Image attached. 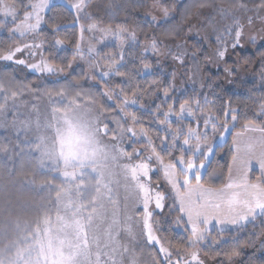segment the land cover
I'll list each match as a JSON object with an SVG mask.
<instances>
[{"label":"snow or ice","instance_id":"obj_1","mask_svg":"<svg viewBox=\"0 0 264 264\" xmlns=\"http://www.w3.org/2000/svg\"><path fill=\"white\" fill-rule=\"evenodd\" d=\"M69 3L71 4L72 0H69ZM49 6L50 0H27L22 7H18L10 0H0V14L4 17L0 19V28L5 26V20L11 18L15 26L8 31L12 36L38 35L42 23L45 22L43 13ZM88 6L86 0H77L72 4L77 10V19ZM152 7L159 9L164 18L169 17L170 10L163 4V0H154ZM193 9L197 11L194 13ZM204 9H210L222 19H231V23L226 24L223 31L213 28L216 32L215 40L219 45L215 56L220 61L227 56L229 47L232 50L242 47L240 42L246 27L253 28L259 23L261 25L259 31L264 32V0H260L254 7H249L246 0H234L229 6L221 2L193 0V3L184 9V19L188 20L193 15L199 17ZM21 11L23 18L17 23ZM151 20L159 23L154 15L151 16ZM96 28L97 26L93 24L88 30ZM51 31L55 33L59 31V27L54 25ZM83 31L84 28L81 26V36ZM100 31L104 35L111 34L120 38L121 48L126 41L139 43L136 32L126 26H117L116 29L101 28ZM177 35L178 32L175 30H169L165 38L174 39ZM225 37H229L230 40ZM256 39L255 35L249 37L253 43ZM260 39L264 40V36ZM162 43L159 36L153 35L144 48L145 54L150 48L152 53L159 55ZM54 44L63 45L64 41L57 38ZM76 47L79 52L80 44ZM175 47L177 51L173 53L169 50V54L178 64H185L188 53L180 50L184 46L178 44ZM43 48V42L14 45L7 51L0 52V60L14 61L41 74L57 76L63 74L65 71L63 66L51 63L43 57ZM24 52L31 57L39 55V61L28 63L25 59H16L17 54L22 55ZM88 52L91 55H100V50L95 45L90 44ZM196 55V52L192 53L193 60ZM79 59L83 61L84 56L81 54ZM101 59L107 60L108 63L102 65L99 60L89 63L85 79L95 82L101 89L98 93L99 97L111 101L114 110L98 101L97 93L91 90L73 91L82 87L81 82L68 80L67 76L64 77L66 83L58 89L35 92L37 97H47L53 104L58 103L62 107L54 106L51 109V120L45 125V130L52 133L50 144L48 138L43 136H36L31 140L25 139L23 143L35 145L29 148V152L36 158L38 171L52 167L64 183L54 185L48 181L44 185L56 189L55 220L53 221L51 215L45 214L33 230L20 236L15 242L12 246L15 249L14 255L7 262L0 254V264H125L126 255L132 250L126 245H117L113 237L114 232L117 236L126 232L130 242H135L137 236H140L149 245H159L158 251L161 255L158 260L153 258V264H205V259L201 257V248L209 249L203 253V256L211 261L219 260V264H232V261L241 255L244 247L255 248V243L241 242L239 236H233L229 241L212 238L210 232L213 222L220 226L219 231L222 233L228 230L229 225L242 228L248 223L255 224L257 217L264 218V126L257 127L254 120H245L244 133H259V137H250L246 143L233 140L231 149L233 155L228 164L226 182L218 186L204 183L202 172L206 171L210 164L216 145L201 141L207 137L209 130L215 133L218 128L223 129V132H220V139L223 141L225 133L230 131L228 120L233 122L234 127L239 119L238 109L232 108L230 103L225 106L222 112L223 121L220 115L214 113L210 107H206L209 103L207 99L205 105H202L199 99L191 103L185 100L179 105V111H173L172 106H169L167 111L158 110L153 114V120L165 135L157 137L159 139L157 144L136 112L129 111L137 107L143 111L150 110L142 104L138 105L136 99L130 98L124 87H108V81L112 77L122 81L127 80L126 73L120 70L124 67L122 53L119 60L113 54ZM75 60L74 56L68 62L69 68ZM209 62H211L210 58ZM248 63V60L244 61L245 65ZM259 65L260 76L264 79V52L259 54ZM150 67L147 63L143 64L144 70ZM237 70L231 67L224 69L228 74ZM172 75L174 77L175 73ZM3 79V74H0V96L4 101L0 103V112H6L10 98L14 101L22 94L20 90L10 91L11 80L9 79V87H6ZM136 95L137 92L133 89L132 96ZM164 96L166 99L170 98L167 89ZM33 106L35 107V104ZM82 106H88V111H81ZM253 115L264 117V102L260 104L259 112ZM161 116L163 119L159 118ZM173 117L177 122L175 129L172 127ZM186 119L192 123L185 127L179 122ZM36 125L40 126L39 120L36 121ZM136 125H140L138 130ZM30 128L31 124L23 121L19 131L26 133ZM244 133H236V136H242ZM126 138L127 147L140 140L146 143L144 147L132 148L128 151L124 146ZM257 146L260 148L259 156L255 155ZM20 152L22 154L21 149ZM177 152L179 155H176ZM164 154L167 155V160ZM243 157L247 158L242 159ZM241 160L243 169L237 175L234 172V165ZM253 162L258 165L260 172L255 182L250 175ZM113 166L123 172L125 189L131 193L134 215H128L124 221H119L114 211L111 223L102 236L100 223H108V212L102 201L107 199L113 205L117 203L112 200V189L108 182ZM154 172L162 173L163 182L168 186L167 192L160 190L158 182L153 183ZM65 184L69 187L65 188ZM89 188L95 193L91 197L86 195ZM169 197H171V203L167 205L169 211L179 213L176 224H182L185 233L188 234L186 247H178L174 252L165 247L160 237L156 235L155 225L158 221L154 220L157 211L163 213L165 202ZM134 220L140 226L139 233H135L131 227ZM253 238L259 241L257 250L264 251V228L259 232H252L250 241ZM229 243L232 244L230 251L218 250ZM129 264H136L134 256ZM261 264H264V261Z\"/></svg>","mask_w":264,"mask_h":264},{"label":"trees","instance_id":"obj_2","mask_svg":"<svg viewBox=\"0 0 264 264\" xmlns=\"http://www.w3.org/2000/svg\"><path fill=\"white\" fill-rule=\"evenodd\" d=\"M19 1V0H18ZM103 0H87L88 5L98 3ZM170 3V4H169ZM19 4V2H18ZM175 5L173 0L167 2V7L172 8ZM23 11L20 12L17 23L22 19ZM44 23L41 25L39 34L37 35L41 42L44 43L42 50L43 57L48 59L51 63L61 65L65 71L61 78L55 75H36L25 71L22 68H18L14 65H0V74H3V83L6 87H9V79L11 80V90H20L21 95L17 96L13 101L11 98L7 103L6 112H0V254L4 259H9L14 255V247H12L19 237L26 234L28 231L33 230L37 223L43 218L45 214L54 215L56 211V205L54 203L55 188H49L44 186L46 182L50 181L54 185L62 184V180L54 174L51 170L43 169L37 170L36 158L33 157L30 152V147H35L34 144H25V139L31 140L34 136V128L37 127L34 123L30 130L26 133L20 132L21 110L28 111L29 113L35 111H46L55 107H62V105L56 103L53 104L47 97H37L35 92H43L45 89L56 90L61 85L66 83L64 79L67 76L68 80H79L82 87L80 89H73V91H88L91 90L97 93V100L103 102L106 107L114 110L112 103L99 97L98 93L101 90L95 82L90 79H85V72L88 68L87 59L83 65H74V69L69 71L68 62L75 56L77 62V44H79V30L77 25V18L74 13L62 4H52L43 13ZM132 25L138 30L140 26H143V30L140 33H136L139 38V43L143 41L144 33H147V38L153 36L149 33L154 29V35L156 31L161 30L159 37L162 40L166 39L167 28L166 23L158 26H152L142 17L135 13H131ZM121 24V23H120ZM177 24V25H176ZM182 19H178L174 24L177 28L179 35V28L182 27ZM58 26L59 31L53 33L51 31L52 26ZM137 25V26H136ZM15 25L12 20H6L5 26L0 28V52L7 51L10 46L19 41V38L12 36L8 29L13 28ZM117 26H120L117 24ZM156 36V35H155ZM61 39L64 41L63 45H55V39ZM197 53V59L201 68L204 67L206 61V50L203 48L201 41L197 39H191L190 42ZM135 49L131 45H126L120 52H117L115 58L120 59V54L123 55V64L120 70L126 73L127 80L122 81L119 78L112 77L108 81V87L114 88L117 86L124 87L128 92L129 97L136 99L138 105L142 104L146 109L150 111H143L139 107L135 109H129V111H135L140 117L143 126L148 129L149 135L152 137L155 143L159 144L158 136H164L165 133L161 128L157 126L153 120V114L159 111H167L169 106H172L173 111H179V105L185 100L191 103L195 99H199L202 105H205V99L209 102L206 107H210L214 113L220 115L223 121L222 115L225 106L229 105L232 108L238 109L237 115L238 121L233 122L229 119L228 124L230 131L226 136V139L221 144H215V153L211 157V162L208 165L206 171L202 172L204 183L211 184L212 186H218L221 183L226 182L228 176V164L231 161L233 155L232 152V134L235 131L244 129L243 125L245 120H254L257 127L264 126V117H255L253 114L259 112L260 104L264 102V79L260 76L259 54L264 52V44L256 47L251 52L238 53L239 64L244 65L245 74L241 77H234L231 81V85L225 86L221 78L218 75L211 74L207 69H203V76L205 77V86L200 93H197L187 86L182 81L175 84V78L173 73L165 70L164 68L156 67V60L153 57L152 52H137L140 46L136 44ZM91 59V58H90ZM248 60L247 65L244 61ZM149 64L151 67L147 70L143 69V64ZM31 89V91H29ZM135 89L137 95L132 96V90ZM168 90L169 97L165 98L164 92ZM3 97L0 96V103H3ZM35 104V107L33 106ZM159 106V107H157ZM34 107V108H32ZM199 116V113H197ZM163 119V117H159ZM176 121L173 117L172 127L176 128ZM185 127L192 123L190 120H183L179 122ZM112 125H110L111 127ZM140 125H136L137 130ZM39 128V127H37ZM201 131H203V125H201ZM222 128H218L215 133L209 130L207 137L202 139V143H214L216 137L222 132ZM19 133V135H18ZM127 138L125 141V147H127ZM146 141L140 140L138 143L133 142L131 147H127L128 151L132 148L144 147ZM195 143V141H193ZM18 146V147H17ZM5 149H7L5 151ZM22 150V154L20 152ZM147 153H145L146 155ZM163 154V153H162ZM165 159L167 160V155ZM176 155H179L177 152ZM199 162V161H197ZM158 172L152 174L153 183L158 182ZM162 191H168L160 187ZM166 207L163 213L157 211L154 215V220L158 221L156 227V235L161 239L163 245L171 250L178 247H186L187 233H185L183 225L176 224V217L179 215L176 211H169L167 207L171 203V197L165 202ZM264 218L257 217L255 224L248 223L242 228H238L234 231L219 232L212 230L210 235L212 238H223L231 241L233 236H239L241 242L255 243L256 247H244L239 257L233 261L236 264H261L264 261V251H258L259 241H250V235L252 232H259L264 228L262 224ZM207 243V241H206ZM23 246V245H22ZM150 248L149 253L153 258L159 259V251L155 248ZM232 244H226L222 249H218L221 252L230 251ZM190 251L192 249H189ZM208 248H201V254L207 252ZM219 264V260L215 262Z\"/></svg>","mask_w":264,"mask_h":264},{"label":"rangeland","instance_id":"obj_3","mask_svg":"<svg viewBox=\"0 0 264 264\" xmlns=\"http://www.w3.org/2000/svg\"><path fill=\"white\" fill-rule=\"evenodd\" d=\"M169 0H163V4L167 6V2ZM10 2H14L17 4L18 7H22L23 4L27 2V0H10ZM19 2V4H18ZM77 0H72V3H69V0H50V5L52 4H62L69 8L73 13L74 16L77 18V10L72 7V4H75ZM87 2V0H86ZM175 5L172 6V8H169L170 15L167 18L163 17L162 12L159 9L153 8L152 5L154 3V0H103L98 3L90 4L83 13L80 14L79 19H77V25L79 30V44H80V51L77 53L80 56L81 54L84 56V60H80L79 56L77 59V62H73L72 67L69 68V71L74 69V65L78 64L79 66L83 65L84 62L87 60L89 63H95L97 60L100 61V64H106L108 63L107 60L101 59L102 57H105L109 54H117V52H120L126 45H131L133 49H135V45L137 43L126 41L121 48V40L120 38L114 36V35H104L100 29L101 28H112L116 29L117 24L120 26H126L132 30H134L137 34L143 30V26L140 24V29L132 25V16L131 13H135L138 16L142 17L143 20H146L149 22V24H152V26H158L160 24H165L167 30H175L177 31V28H175L174 24L178 19H182V27L179 28V35L175 36L174 39L167 38L163 39L161 37V40L163 41L161 47H160V54H153V57L156 60V67L157 68H164L167 71H170L172 73H175V84L179 85L178 82L182 81L187 86H189L192 90L196 91L197 93H200L204 86H205V77L203 76V69H207L209 73L218 75L221 78L222 83L225 86L231 85V81L234 77L243 76L245 72L244 65H240L238 61V53L240 52H251L256 47H259L260 45L264 44V40L260 39L261 36H264V32L259 31L261 28V25L257 23L253 28H245L244 37L241 40L242 47H237L235 50H232L229 47L228 54L225 57L223 61H220L215 56V51L219 47L215 40L216 32L213 31V28L218 29L219 31H223V28L226 24L231 23V19H222L219 15H215L210 9H204L199 17H196L193 15L188 20L184 19V9L193 3V0H173ZM196 2H199V0H196ZM209 3H217L221 2L225 6H229L232 3H234V0H208ZM248 2L249 7H254L256 4L260 2V0H246ZM170 4V3H169ZM197 10L193 9V12L195 13ZM156 16L159 20V23L153 22L151 20V16ZM248 15H253V13H248ZM23 18V15H22ZM0 19H4L2 14H0ZM7 20H11V18H8ZM210 22H206L209 21ZM6 21V20H5ZM121 23V24H120ZM96 25L97 28L94 30L89 31L90 25ZM177 25V24H176ZM81 26H83L84 31L81 36ZM137 26V25H136ZM140 31V32H139ZM167 31V32H168ZM156 36H159L161 34V30L156 31ZM149 33H152L154 35V29L150 30ZM255 35L257 37L256 42L253 43L249 40L250 36ZM147 33H144L143 41L138 43L140 46V49L137 52H144V48L146 45L149 44L150 38H147ZM19 41H16L13 43L10 47H13L14 45H23L26 43H41L40 39L37 35L35 36H28V37H19ZM139 39V38H138ZM191 39H197L201 41L203 48L206 50V61L203 68L200 67L197 56L195 60L192 59V53L196 52L194 47L192 46L190 42ZM225 39H229V37H225ZM95 45L100 50V55H91L88 52L89 45ZM183 45L184 47L180 50L185 51L188 53V56L186 57V62L183 65L178 64L176 61L173 60L172 55L169 54V50H171L173 53L177 51L175 45ZM43 50V49H42ZM151 52V49L149 48V51ZM91 58V59H90ZM209 58L210 61L209 62ZM16 59H25L28 63H36L39 61L40 56L37 55L35 57H31L28 55L27 52H24L22 55L17 54ZM0 65H14L18 68H22L25 71L36 74V75H45L48 76L49 74H41L36 72L33 69H30L26 67L25 65H19L16 64L14 61H3L0 60ZM85 65V64H84ZM226 67L236 68L237 71L232 72L231 74H228L224 71ZM57 76V75H55ZM63 74H60L59 78H61ZM203 85V87H201ZM112 103L111 101H108ZM34 108V107H32ZM36 109V107H35ZM81 111L87 112L88 106H82ZM21 114L20 120L27 121L31 124V127H34V123H36L37 120L40 122L39 128H34V136H43L48 138L49 144L51 143V131L45 130V125H47L52 116L51 109L46 111H35L29 113L28 111L21 110V112H18ZM130 123V122H129ZM1 124V122H0ZM21 127V125H19ZM37 126V125H36ZM29 132L32 133V131L29 129ZM223 132V131H222ZM243 133L239 131H235L234 133ZM229 132L225 133L223 141L226 139V136ZM233 133V134H234ZM232 134V136H233ZM245 134L242 136H239L237 138H245ZM249 137V136H248ZM248 137L246 139H248ZM245 139V140H246ZM243 140L242 142H244ZM215 142L213 144H221L223 141L220 139V135L216 137L214 140ZM246 143V142H244ZM212 144V143H210ZM147 155V154H146ZM256 156L260 155V148L257 146L256 149ZM247 157H243L242 159H246ZM198 163V162H197ZM255 166L258 167V165L253 162L252 165V171L250 173L251 178L253 179V182H255V178L259 176V173L256 174L254 170ZM44 169L51 170L54 174H56L52 167H46ZM243 169V163L241 161H237L236 165H234V172L235 174H239V172ZM63 170V169H61ZM156 173V172H154ZM255 173V174H254ZM57 175V174H56ZM158 183L160 184L161 188L168 189V186L163 182L162 173H159ZM58 176V175H57ZM59 177V176H58ZM60 178V177H59ZM61 179V178H60ZM62 180V179H61ZM64 183V181L62 180ZM108 182L109 186L112 189V200L116 201V205H113L111 202H109L107 199L103 200L102 203L104 204L108 216L107 221L108 223H100V229H101V235L103 236L104 232H106L108 225L111 223L112 220V213L115 211L116 218L119 221H124L125 218L128 215H134L132 210V199H131V193L125 189V180L123 176V172L121 169L113 166L111 173L108 176ZM89 184H91V180H89ZM65 188L69 187V185L65 184ZM94 192H91V189L89 188L86 195L88 197H91L94 195ZM76 194H74L75 196ZM125 197H129V199H125ZM87 202L86 200L84 201ZM127 205V207H126ZM57 211V208H56ZM55 211V214H56ZM55 214L52 215L53 221L55 220ZM42 226V225H41ZM124 226V225H122ZM131 227L133 228V231L135 233L140 232V226L135 223V220L131 223ZM220 226L216 225L215 222L211 225V231H219ZM239 228V227H238ZM236 226H228V230L234 231L238 229ZM117 232H119V229H117ZM220 232V231H219ZM114 239L117 241V245L123 244L132 250L129 254L125 257V264H129V261L134 256L136 264H153V257L150 255L149 250L150 248L156 246L155 248L158 250L159 245H149L145 242V239L143 237L137 236V239L135 242H130L127 236V233H121L119 236H117V233H113ZM196 250V249H192ZM159 255H161L159 253ZM201 257L205 259V264H215V262L211 261L210 259L204 257L201 254ZM119 259V257H117ZM8 259H5L7 262ZM235 261V260H234ZM234 261H232V264H236Z\"/></svg>","mask_w":264,"mask_h":264},{"label":"crops","instance_id":"obj_4","mask_svg":"<svg viewBox=\"0 0 264 264\" xmlns=\"http://www.w3.org/2000/svg\"><path fill=\"white\" fill-rule=\"evenodd\" d=\"M239 132H243V133H244V129L239 130ZM236 133H238V132H236ZM248 136H249V137H248ZM253 136H255V137H259V133H246L244 139H242L241 137H240V138H237L238 136H236V134L234 133L233 136H232V145H233V140H237L238 142L244 143V142H248L249 138H250V137H253ZM247 137H248V139H246ZM245 139H246V140H245ZM243 140H245V141L242 142ZM258 147H259V146H258ZM255 169H256V170H254L255 173H256V174L259 173V175H260V172H259L257 166H255ZM255 173H254V174H255ZM237 228H238V227H237ZM226 231H231V230H226Z\"/></svg>","mask_w":264,"mask_h":264}]
</instances>
